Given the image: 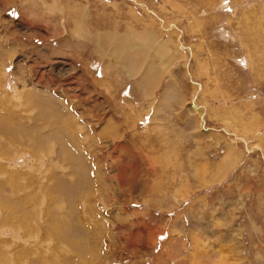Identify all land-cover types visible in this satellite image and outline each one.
<instances>
[{
	"label": "rangeland",
	"instance_id": "rangeland-1",
	"mask_svg": "<svg viewBox=\"0 0 264 264\" xmlns=\"http://www.w3.org/2000/svg\"><path fill=\"white\" fill-rule=\"evenodd\" d=\"M0 118V264H264V0H0Z\"/></svg>",
	"mask_w": 264,
	"mask_h": 264
},
{
	"label": "bare ground",
	"instance_id": "bare-ground-1",
	"mask_svg": "<svg viewBox=\"0 0 264 264\" xmlns=\"http://www.w3.org/2000/svg\"><path fill=\"white\" fill-rule=\"evenodd\" d=\"M121 13V12H120ZM128 21V20H127ZM128 24V23H127ZM133 25V24H132ZM72 27V26H71ZM133 28V27H132ZM144 30V29H143ZM151 32V31H150ZM142 38V37H141ZM150 41V40H149ZM140 42V41H139ZM124 43V42H123ZM152 45V44H151ZM168 45H169V43H168V41H164L161 45H159L158 46V48L156 49V51H157V53H159L158 52V49L161 51V49L160 48H166V47H168ZM152 47V46H151ZM154 47V46H153ZM150 49V48H149ZM167 49V48H166ZM169 49V48H168ZM143 50V49H142ZM167 52V51H166ZM141 53H142V51H141ZM146 53V52H145ZM135 55V54H134ZM140 55V54H139ZM168 56V55H167ZM130 57V56H129ZM160 58H161V56H159ZM162 57H163V55H162ZM166 60V59H165ZM130 61V60H129ZM138 63V62H137ZM138 65V64H137ZM136 68V67H135ZM140 70H141V68H140ZM137 71V70H136ZM139 71V70H138ZM168 72V71H167ZM155 73V72H154ZM154 73L153 74H149L148 76H145L144 78H145V81H146V86H147V89H148V87H151V83H153V80H154V78H155V75H154ZM150 89V88H149ZM166 95V94H165ZM167 103V102H166ZM163 104V103H162ZM162 104H160V105H162ZM165 104V103H164ZM172 106V105H171ZM133 113V112H132ZM1 119V118H0ZM131 119V118H130ZM1 120H4V119H1ZM1 122H3V121H1ZM9 123V122H8ZM4 128V127H3Z\"/></svg>",
	"mask_w": 264,
	"mask_h": 264
}]
</instances>
